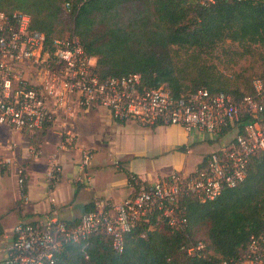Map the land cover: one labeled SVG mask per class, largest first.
Returning <instances> with one entry per match:
<instances>
[{
	"label": "built area",
	"instance_id": "built-area-1",
	"mask_svg": "<svg viewBox=\"0 0 264 264\" xmlns=\"http://www.w3.org/2000/svg\"><path fill=\"white\" fill-rule=\"evenodd\" d=\"M64 8L68 11V2ZM94 65L95 57L85 52L76 35L47 40L42 32L29 28L27 14L0 11V125L33 133L59 120L58 151L74 147L75 137L68 124L71 115L100 107L119 122L178 125L185 131L230 133V138L191 172L173 171L152 181L131 175L130 196L119 203L93 198L75 224L60 219L54 207L40 220L17 222L10 244L0 251L5 264H53L62 244L97 233L106 235L111 249L120 253L124 235L153 213L180 231L185 226L183 211L178 207L181 198L213 199L223 188L239 183L251 158L264 149V78L254 79L252 93L238 99L205 88L174 98L162 85L142 86L138 73L99 78ZM57 151L45 170L51 204L52 188L61 176ZM30 153L36 156L40 152L30 149ZM79 154V173L74 182L85 177L92 150L80 147ZM12 166L21 187L26 179L25 167L17 164L13 155L0 154V172ZM203 247L198 240L185 251L192 256ZM217 264H264V230L250 234L235 259L219 260Z\"/></svg>",
	"mask_w": 264,
	"mask_h": 264
},
{
	"label": "trees",
	"instance_id": "trees-1",
	"mask_svg": "<svg viewBox=\"0 0 264 264\" xmlns=\"http://www.w3.org/2000/svg\"><path fill=\"white\" fill-rule=\"evenodd\" d=\"M0 11L27 14L29 28L47 40L76 35L95 57L99 78L138 73L142 86L162 85L174 98L205 88L238 99L252 93L254 79L264 78V0L206 5L199 0H0ZM220 55L226 59L214 61ZM242 58L257 65L258 73L251 64L227 73L217 67ZM178 207L185 218L180 231L153 213L124 235L120 253L97 233L62 244L53 264H217L235 259L248 236L264 230V149L251 158L235 186L210 200L183 197ZM199 228L202 239L194 237ZM198 240L203 249L188 255L185 248Z\"/></svg>",
	"mask_w": 264,
	"mask_h": 264
},
{
	"label": "crops",
	"instance_id": "crops-1",
	"mask_svg": "<svg viewBox=\"0 0 264 264\" xmlns=\"http://www.w3.org/2000/svg\"><path fill=\"white\" fill-rule=\"evenodd\" d=\"M68 124L75 137L74 147L58 151L59 120L33 133L0 125V154L13 155L26 173L21 187L12 181L11 192L6 180L14 179V166L0 172V251L10 244L12 227L17 222L40 220L54 207L60 219L75 224L90 208L93 198L119 203L130 196L131 175L152 181L174 170L191 172L230 138V133L216 138L205 131H185L178 125L119 122L100 107L78 110ZM80 147L91 149L92 157L85 168L86 178L82 176L81 182H74L79 173ZM30 149L40 153L33 156ZM56 151L61 176L52 188L51 204L47 200L45 170ZM0 264H5L3 259Z\"/></svg>",
	"mask_w": 264,
	"mask_h": 264
},
{
	"label": "rangeland",
	"instance_id": "rangeland-1",
	"mask_svg": "<svg viewBox=\"0 0 264 264\" xmlns=\"http://www.w3.org/2000/svg\"><path fill=\"white\" fill-rule=\"evenodd\" d=\"M62 36L64 37V36H67V34L66 33H63L62 34ZM214 58H217V59H214V58H212V59H214V61L216 60V62L218 61H220L221 59L222 60H224V59H226V57H224V56H213ZM227 63H223V62H221V63H218L217 64V67L222 71V72H224V73H227V72H230V70H234V71H238L240 68H243V67H249L250 66V64H251V66H252V72H257L258 73V71H259V68H258V66L257 65H255L253 62H251L248 58H242V59H238V60H236L235 62H233L232 63V66L231 65H226ZM253 75V74H252ZM136 123V122H135ZM3 126V125H2ZM5 127V126H4ZM192 130H197V129H192ZM203 133H205L206 134V132H203ZM211 134V137H222L223 135H226L227 136V134L226 133H223L222 135H218V134H216V133H210ZM74 135V134H73ZM87 148V147H86ZM175 171H177V170H174V172ZM173 172V171H172ZM12 174H13V172H12ZM13 177H14V174H13ZM14 180H15V182H14ZM7 182H6V186H7V188H8V190L9 191H11L12 192V181L14 182V184L16 183V185L17 186H19L18 185V183H17V181H16V177H14V179L11 177L10 178V180H6ZM9 194V193H8ZM8 218V217H7ZM9 218H10V216H9ZM204 234H203V229L202 228H199L197 231H196V233H195V238H197V239H202L204 236H203Z\"/></svg>",
	"mask_w": 264,
	"mask_h": 264
}]
</instances>
